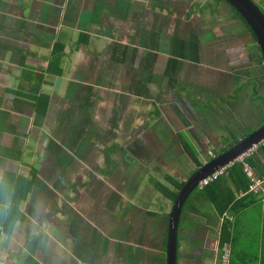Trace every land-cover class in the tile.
<instances>
[{"label": "crops", "instance_id": "1", "mask_svg": "<svg viewBox=\"0 0 264 264\" xmlns=\"http://www.w3.org/2000/svg\"><path fill=\"white\" fill-rule=\"evenodd\" d=\"M251 1L264 13V3ZM224 4L0 0V202L21 178L34 176L18 208L24 215L10 209L8 221L18 218L21 228L17 242L4 245V264H168L175 202L155 183L173 188L168 177L180 181L192 169L181 138L195 150L199 137L213 141L205 145L210 151H196L205 165L227 151H214L225 147L220 121L241 138L257 130L248 118L262 115L264 58L257 65V41L233 12L229 27L211 24V16L226 15ZM240 23L239 32L234 25ZM230 39L241 40L232 51ZM202 75L206 82L195 83ZM164 106L175 117L171 128L182 151H164L167 144L157 151L155 142L149 143L154 151L145 150L157 139ZM119 151L122 171L111 165ZM98 156L104 159L95 163ZM260 159L259 174L254 172L264 180ZM142 186L149 188V198L140 195L144 206ZM93 187L99 194L80 191ZM198 191L182 209L176 264H218L225 246L230 264H264V185L259 193H236L233 209L224 214ZM121 196L122 216L114 212ZM242 199L248 207L241 208Z\"/></svg>", "mask_w": 264, "mask_h": 264}, {"label": "trees", "instance_id": "2", "mask_svg": "<svg viewBox=\"0 0 264 264\" xmlns=\"http://www.w3.org/2000/svg\"><path fill=\"white\" fill-rule=\"evenodd\" d=\"M220 1L225 2L224 0H220ZM227 6L230 7L228 4H227ZM231 9H232V12L243 22L245 28L248 29V32L251 33V36L254 39V41H256L255 35L253 34L252 30L248 27L246 22L237 14V12L233 8H231ZM258 50L261 51L259 47H258ZM262 63H263V57L261 55L260 64H262ZM249 134L250 133H246L243 137L236 138L235 141L231 144V146L228 147V149H230L231 147H233L234 145L239 143L241 139H243L244 137H246ZM224 146L226 147V144H224ZM217 147H215V148H217ZM184 148H185L184 149L185 154L191 159L192 165H193L189 174L186 176V177H189L191 174L196 172L204 164L200 161V159L198 157V153L196 152L197 150H195L194 148H192L188 145L184 146ZM228 149L224 148L225 151ZM214 151H215V149H214ZM263 155H264V146H260L251 155L244 158L243 161L235 162L229 168L227 176L220 177V179H218L217 181L212 183L210 186L206 187L203 190H200V193L207 195L208 199L214 203V205L217 208V211L220 214H224V213L228 212L229 210H232L233 209V207H232L233 203L236 200V193L237 194H239L241 192L247 193L249 188H250V185H251V181L249 180V178L246 176V173L244 172L245 165H249L253 170H257V172L259 174V171H258L259 168L257 166H259L261 164L262 161L260 158H264ZM177 161L179 163V158L177 159ZM143 174L144 173H142V175ZM262 174L264 176V172ZM186 177H183L180 181L174 179L173 177H168V179L173 184V186H172L173 188L163 186L162 184H160L158 182L155 183V186H156V188H158V190H160L163 193V195L167 199H169L171 202H175L179 191L182 189V187L185 184V180H186L185 178ZM262 178H264V177H262ZM21 179L23 182H20L19 186L17 185V186H13V188H10L11 189L10 199L13 202L11 204V207L16 208L15 211H17L18 214L24 215L23 213L21 214V212L18 208H19V206H22V203H23L22 201L26 198V196L32 190V186L34 184V176H32V179H27V178L26 179L21 178ZM240 203H241V205H240L241 208H246L250 204L249 202H246V199H242L240 201ZM4 225L7 227L9 225V221L6 220L4 222ZM227 227H229V226L226 223V225L224 226L223 233L227 230ZM8 230H9V228H6L5 232H8ZM223 233H222V235H223ZM223 244L224 243H222V245Z\"/></svg>", "mask_w": 264, "mask_h": 264}, {"label": "rangeland", "instance_id": "3", "mask_svg": "<svg viewBox=\"0 0 264 264\" xmlns=\"http://www.w3.org/2000/svg\"><path fill=\"white\" fill-rule=\"evenodd\" d=\"M258 2L259 1H261V4L262 3H264V0H257ZM224 6L226 7L225 9H223L224 11H225V14L226 15H224V18L222 17H217V19H213V17L211 16V18H210V21H211V24H213V23H216V22H220L221 24H223L222 22L223 21H225L224 23H226L225 24V28H227V27H229V25L231 24V21L232 20H235L236 18L235 17H233L232 18V15H230L231 14V12H232V9L230 8V7H228L227 5H225L224 4ZM223 6V7H224ZM227 7L229 8V10L227 9ZM260 7L262 8V9H264V6H261L260 5ZM220 10H221V8H220ZM221 12V11H220ZM227 12H228V14H227ZM221 15V14H220ZM216 16H219V15H216ZM216 18V17H215ZM235 18V19H234ZM235 26V29L237 30V31H241V29H244V26H243V24H238V25H234ZM209 27L211 28V25L209 24ZM214 29H216V28H214ZM234 29V28H233ZM245 37V36H244ZM229 44L227 45V49H228V51H232V50H235L236 48H237V46L239 45V44H241L240 42H241V40L239 41V40H232V39H230V40H228L227 41ZM126 45V44H125ZM124 46V45H123ZM125 47H128V45H126ZM239 52H241V51H239ZM226 55H229V53H227ZM240 56L242 57V58H244L245 57V55L244 54H240ZM256 64H257V62H256ZM257 65H260V63L258 62V64ZM259 71V73L260 74H262L263 75V71H261V70H258ZM208 79V77H206V75H202V76H196L195 77V79H194V82L195 83H200V84H204L205 82H206V80ZM263 93H264V89H263ZM261 95V97H259V99L260 100H262V97L264 98V96L262 95V94H260ZM254 104H256V101L254 102ZM159 107H163L161 104H159ZM165 108H161V113H160V122H161V126H159V125H157V139L155 138V139H153V140H151V141H149L148 142V144L146 143L145 144V150L146 151H154L153 149H152V147L151 146H149V143H151L152 144V142H155V145H156V148H157V151H162V148H165V145L167 144L168 145V148L166 149V150H164V151H182V148H181V146H179V143H178V141L176 140V138L174 137L175 136V130L174 129H172V128H175L174 126H173V124L175 125L176 124V122L174 121V118L173 119H171V113H172V111H171V109L170 108H167V107H169V106H164ZM198 107H202V104L201 103H198ZM200 110H202V109H200ZM203 112H204V110H203ZM216 112V111H215ZM198 113V115H202V112L201 111H198L197 112ZM258 114H262V115H260L259 116V119L256 117V116H254V117H249L248 118V120H249V122L252 124V123H254L255 125H254V128H256V129H258L259 127H261L263 124H264V104L262 105V106H258V110H257V115ZM188 116V115H187ZM218 117H221L222 118V114H218ZM198 119H199V121H200V117H197ZM202 118V117H201ZM188 119H190V120H192L191 119V117H189L188 116ZM203 119V121H204V118H202ZM185 121V120H184ZM193 121V120H192ZM194 122H196V124H195V128L196 129H199V126H201L196 120L194 121ZM185 123H186V121H185ZM204 125H205V121H204ZM110 127H112V125H109ZM171 126H172V128H171ZM218 127L220 128V129H222V130H225L224 132H225V134H223V137H224V139L222 138V137H220V144H222V146H223V144H226V147H217V148H215V146H214V148H215V151L217 152V153H221V152H223V151H225L224 150V148H227L228 149V147H230L231 146V144L235 141V139L236 138H239V135L240 134H236V133H229V131L230 130H232L233 129V127L232 126H229L230 127V129H227L228 128V124L227 123H223V121H220V123L218 124ZM228 130V131H227ZM173 133V134H172ZM200 134H202V133H200ZM174 135V136H173ZM168 138V139H167ZM196 138H198V133L196 134ZM200 140V141H199ZM199 140H196V143H195V146L197 147V151H210L211 150V145H210V149H208L207 147H205V145L207 144H209V143H212L209 139H208V136H204V137H199ZM180 143L182 144V146L184 147V146H186V145H188V141L187 140H184L183 141V139L181 138V140H180ZM201 144L204 146V149L202 148V146H201ZM177 147H178V149H177ZM150 149V150H149ZM121 154V155H120ZM104 158L103 157H101V156H98L97 157V159H96V162L95 163H98V161L99 162H101L102 160H103ZM148 159H149V157H148ZM150 160V159H149ZM124 162H125V158H124V156H123V153H121L120 151L119 152H116L115 153V161L114 162H112L111 163V165H113L115 168H116V170H120V171H122L124 168H123V164H124ZM175 163L177 164V166L179 167V168H181L182 166L180 165V164H178V162H177V160H175ZM99 165H105L104 163L103 164H99ZM155 168V173L157 174V167H154ZM105 169H106V166H105ZM109 168H107V170H108ZM149 189V188H148ZM148 189L147 188H144L143 186H142V189H140V191H139V193H138V197H139V199H140V195H141V193H143V192H145L147 195L149 194V192H148ZM80 191H81V193L83 194V195H86V194H92V192L93 191H96V193L98 192V194H99V191H101V190H96L94 187L93 188H91V189H80ZM195 192H199L197 189H195L194 190ZM69 195H72V194H69ZM146 198H149V195L148 196H146ZM118 201L117 202H119V204L120 203H122V205H120L119 206V204H118V207H116L115 209H114V212H115V215L119 212L120 213V216H122V214L124 213L123 212V210H122V208L124 209V207H125V204H126V200L125 199H123L122 198V196H121V198H118L117 199ZM125 202H124V201ZM163 200L164 201H166V199L165 198H163ZM140 201H141V204H142V206H144L145 205V203H143V201H144V199H140ZM124 202V203H123ZM107 204H105L104 206H103V210H109V208H107V206H106ZM172 207H170V209H171ZM121 211V212H120ZM123 212V213H122ZM116 216L114 217V222L115 223H117L118 222V219H116Z\"/></svg>", "mask_w": 264, "mask_h": 264}, {"label": "water", "instance_id": "4", "mask_svg": "<svg viewBox=\"0 0 264 264\" xmlns=\"http://www.w3.org/2000/svg\"><path fill=\"white\" fill-rule=\"evenodd\" d=\"M224 1L237 11L252 30L264 58V13L251 0ZM263 139L264 125L191 175L178 194L170 214L168 225V264H176L178 225L183 206L190 194L194 192L203 179L222 167L240 161L247 151Z\"/></svg>", "mask_w": 264, "mask_h": 264}, {"label": "built area", "instance_id": "5", "mask_svg": "<svg viewBox=\"0 0 264 264\" xmlns=\"http://www.w3.org/2000/svg\"><path fill=\"white\" fill-rule=\"evenodd\" d=\"M260 146H264V139L261 140L258 144L254 145L253 148H251L249 151L245 153V155L240 159L241 161L244 160L247 156L251 155L255 150H257ZM232 166V164L227 165L225 167H222L218 170H216L214 173L203 179L198 184V190H203L206 187L210 186L212 183L220 179L222 176L228 175V170ZM244 172L246 173V176L251 181L250 185V192L259 193L262 190V186L264 185V180L258 179L255 175L254 170L249 166L245 165ZM230 255L231 251L228 246H225L223 248V254L220 258V261L218 264H230Z\"/></svg>", "mask_w": 264, "mask_h": 264}, {"label": "clouds", "instance_id": "6", "mask_svg": "<svg viewBox=\"0 0 264 264\" xmlns=\"http://www.w3.org/2000/svg\"><path fill=\"white\" fill-rule=\"evenodd\" d=\"M42 205H37V210ZM11 209V202H10V197H5V199L0 202V264H4V257L5 253L3 251L4 245L8 244L9 247L12 244H15L17 241L15 239V234L20 230L21 228V222L19 219H10L9 222V230L8 233L5 232L3 228V223L6 220H9V213ZM46 230V225L43 227H40L39 231H45ZM33 234L38 235L39 232L37 229L34 227L33 228Z\"/></svg>", "mask_w": 264, "mask_h": 264}]
</instances>
